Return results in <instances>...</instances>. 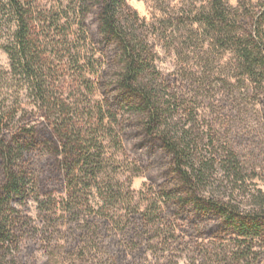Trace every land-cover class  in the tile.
Listing matches in <instances>:
<instances>
[{"label": "trees", "instance_id": "16d2710c", "mask_svg": "<svg viewBox=\"0 0 264 264\" xmlns=\"http://www.w3.org/2000/svg\"><path fill=\"white\" fill-rule=\"evenodd\" d=\"M189 20L232 54L236 71L264 104V0H237L234 7L227 0H207ZM147 30L127 0H54L50 6L0 0V34L5 36L0 48L9 60L8 69L0 71V264H15L7 254L27 224L20 208L32 197L38 202L39 196H49L54 185L47 173L36 172V155L54 160L60 180L67 182L68 205L81 203L74 191L79 179H94L100 167L96 133L84 137L68 125L73 109L54 100L50 80L56 63L79 85L100 94L97 131L113 136L117 151L136 156L150 181L154 202L142 211L127 209L122 237L129 255L145 253L159 226L176 222L199 237L227 239L239 260L264 249L263 197L256 198L257 208L245 211L231 198L214 195L215 166L233 185L245 180L242 167L233 153L219 155L211 138L199 134L192 114L182 122L187 111L156 69ZM11 86L27 92L45 111L43 121L27 124L24 116L17 118V91L14 98L7 93ZM99 199L98 208L91 209L95 221L120 197L112 185L103 184ZM76 225L80 242L96 246L90 226ZM121 250L118 256L125 259L128 253ZM68 264H86L83 253Z\"/></svg>", "mask_w": 264, "mask_h": 264}, {"label": "rangeland", "instance_id": "374dc122", "mask_svg": "<svg viewBox=\"0 0 264 264\" xmlns=\"http://www.w3.org/2000/svg\"><path fill=\"white\" fill-rule=\"evenodd\" d=\"M36 1L48 6L54 3ZM227 1L232 7L237 3ZM257 1L251 0L254 4ZM127 4L149 26L147 39L156 56V69L168 79L170 92L187 111L182 122L187 121L188 113L192 114L199 134L211 138L219 155L233 153L242 167L245 180L235 186L226 183L225 172L216 165L214 195L231 198L245 211L257 208L256 198L264 199L263 97L236 71L232 54L216 47L209 31L189 20L206 7L207 0H127ZM4 38L0 34V45ZM8 66V56L0 48V71ZM63 67L56 63L50 80L54 100L73 109L66 118L68 125L75 126L84 137L89 131L96 133L93 136L100 167L94 171V179H79L74 191L81 203L68 205L67 182L60 180L54 160L47 154L36 155V172L47 173L54 185L49 196H39L38 202L32 197L20 208L27 224L7 254L10 260L15 264H68L69 258L81 252L86 264H264V249L255 248V255L239 260L227 239L199 237L182 222L171 227L160 225V232L154 233L145 253L129 255L122 237L131 211L127 209L142 211L154 202L150 181L136 156L117 151L110 142L113 136L97 131L100 94L93 89L90 92L85 84L79 85L75 75ZM16 91L17 118L24 116L27 124L43 121L45 111L27 92L11 86L7 93L14 98ZM103 184L112 185L120 199L108 207L105 217L95 221L91 209L100 205L99 189ZM76 222L90 226L96 246L80 242ZM95 225L98 230H93ZM120 247L123 252L126 247L125 259L118 256Z\"/></svg>", "mask_w": 264, "mask_h": 264}]
</instances>
